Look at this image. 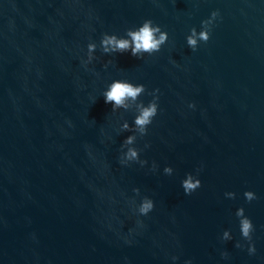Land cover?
I'll return each instance as SVG.
<instances>
[{
	"label": "clouds",
	"instance_id": "clouds-1",
	"mask_svg": "<svg viewBox=\"0 0 264 264\" xmlns=\"http://www.w3.org/2000/svg\"><path fill=\"white\" fill-rule=\"evenodd\" d=\"M218 11L211 12L208 19L201 21L199 30L192 27L185 36V44L187 48L195 52L201 44H206L211 36V31L214 23L219 17ZM169 41L167 31L153 22L151 19H145L141 24L127 29L123 35L115 33H103L99 39V43L89 40L86 45V59L82 63L87 66L96 59V52L99 48L104 55H122L129 54L136 59H142L146 56H153L159 53L162 47ZM145 94L151 97L147 103L140 98ZM102 97L106 105H111V112L116 113L118 110L128 111L129 105H135L136 111L133 114L131 124L127 120L119 123V133H129L121 143L119 163L121 166L127 167L132 164H139L143 167L147 161L140 158L141 150L136 147L138 137L142 138L147 135L149 127L159 113V89H154L151 92L145 88L143 84L132 83L126 79H114L107 84L102 92ZM189 108H194L193 104L188 105ZM148 145H145V148ZM156 165L153 163L152 170H156ZM163 174L172 176L174 169L170 166L163 168ZM180 186L185 195H191L202 187V182L199 173H186L180 181ZM136 196L140 195L138 188L133 189ZM226 199H236V193L226 192ZM243 199L246 203H251L257 199L253 191L243 192ZM155 208V203L150 197H143L138 206L136 213L139 216H148ZM234 216L237 222V227L240 235V240L236 241L234 246L238 249H244L245 245L247 254L253 256L256 254V246L253 243V233L255 225L252 219L246 214L244 207L236 208ZM223 242H232L234 237L230 229H225L220 235ZM243 242V243H242ZM222 258H226L227 253H221ZM177 257L173 256V264H176ZM184 264H192L191 260H187Z\"/></svg>",
	"mask_w": 264,
	"mask_h": 264
},
{
	"label": "water",
	"instance_id": "water-1",
	"mask_svg": "<svg viewBox=\"0 0 264 264\" xmlns=\"http://www.w3.org/2000/svg\"><path fill=\"white\" fill-rule=\"evenodd\" d=\"M264 99V0H192Z\"/></svg>",
	"mask_w": 264,
	"mask_h": 264
}]
</instances>
